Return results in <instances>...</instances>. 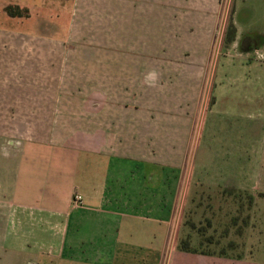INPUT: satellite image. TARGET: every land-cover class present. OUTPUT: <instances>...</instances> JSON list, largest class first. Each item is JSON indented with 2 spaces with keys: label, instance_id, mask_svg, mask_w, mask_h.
<instances>
[{
  "label": "crops",
  "instance_id": "crops-1",
  "mask_svg": "<svg viewBox=\"0 0 264 264\" xmlns=\"http://www.w3.org/2000/svg\"><path fill=\"white\" fill-rule=\"evenodd\" d=\"M64 1L72 8L69 12H107L110 28L120 20L128 27L138 25L141 33L133 38L138 46L185 40L197 46L201 56H212V47L226 38L232 4L237 16L248 15L246 26L264 27V0ZM12 5L35 10L23 3ZM135 69L134 79L141 80L143 71ZM195 82L171 93L175 112L184 108L201 116L207 99L202 97L205 89ZM95 89L93 96L107 98L100 105L96 102L80 124L68 120L64 105L71 93L60 90L64 96L53 120L44 102L42 108L21 106L40 111L34 119L36 131L0 136V259L8 256L5 261L11 264H260L245 257L185 252L178 244L188 221L182 223L180 212L184 182L185 206L190 208H198L199 190L204 187L219 194L222 190L246 191L254 197L264 193L255 195L240 169L231 164L220 171L216 163L211 172L213 158L207 148L199 152L200 164L195 167V124L183 117L167 122L154 119L151 111L158 110L159 93L146 98L127 87ZM255 172L250 184L264 191ZM196 176L200 179L194 182ZM210 176L215 182L204 185ZM75 195L81 197L80 204L73 202ZM186 236L193 247L192 234Z\"/></svg>",
  "mask_w": 264,
  "mask_h": 264
},
{
  "label": "rangeland",
  "instance_id": "rangeland-1",
  "mask_svg": "<svg viewBox=\"0 0 264 264\" xmlns=\"http://www.w3.org/2000/svg\"><path fill=\"white\" fill-rule=\"evenodd\" d=\"M47 1L0 2L1 137L31 135L36 131L34 119L40 111L23 110L27 105L42 108V103H46L51 108L47 114L53 120L58 113L53 111L62 104L64 96L60 90L71 93L66 96L64 110L68 109V120L79 124L91 114L90 109L96 102L100 105L107 98L104 94L93 96L91 92L96 91V87L100 90L113 86L124 90L127 87L131 92H142L146 98L157 92L160 94L156 98L158 110L151 111L154 119L167 122L183 117L195 124L198 132L193 147L195 167L197 162L200 164L199 152L207 148L214 161L210 162L211 172L216 169V163L220 164V171L223 165L231 164L240 169L255 195L264 193L257 190L254 182L250 184L254 170L259 188L264 187V27L246 26L248 15L237 16L232 4L228 24L234 29L233 40L228 39L226 30V38L212 47V56H201L197 46L187 44L185 40L177 41L175 45L165 44L162 40L165 45L147 43L138 46L133 39L136 32L141 33L138 25L128 27L120 20L110 28L107 12H69L72 8L64 0ZM13 2L35 10L29 12L18 6L27 10V16L9 17L4 8L16 6ZM177 50L179 56H171ZM136 67L143 71L141 80L146 86L140 83L139 76L138 81L134 79ZM194 79L196 87L205 89L202 97L207 99L200 117L197 112L184 108L175 112L169 100L171 93L186 90ZM135 81L137 83L131 85ZM155 84H158L157 91ZM222 86L224 88L218 90ZM54 128L51 127L52 134ZM201 158L207 159L206 156ZM198 176L194 177V182L200 179ZM209 182H215L213 176L203 180L204 185H211ZM184 187L180 212L182 223L188 221L180 233L183 236L192 234L193 246L198 242V234L188 224L193 223L196 230L203 229L204 219H211L206 235L219 238L226 227V237H220L223 243L234 240L239 246L236 253L242 249L243 257L264 264V196L257 195L255 207L250 212V226L239 236L240 219L237 226L230 223L234 214L231 212L232 197L220 196L215 188L204 187L199 190L202 200H199L198 208H190L185 206L186 182ZM244 215L243 209L242 218ZM7 258H1L0 264H11L5 261Z\"/></svg>",
  "mask_w": 264,
  "mask_h": 264
},
{
  "label": "trees",
  "instance_id": "trees-1",
  "mask_svg": "<svg viewBox=\"0 0 264 264\" xmlns=\"http://www.w3.org/2000/svg\"><path fill=\"white\" fill-rule=\"evenodd\" d=\"M4 10L9 17L27 16V10H22L18 6H6ZM227 35L229 37L228 39L232 41L234 37L233 27L229 26L227 28ZM220 195L223 197H232L231 199L233 200L231 202V205L233 207L231 212L233 213L234 211V214L230 217V223L233 227L237 226V220L240 219L241 227L237 229V234H239V236H242L244 229L250 226V212L253 207H255L256 197L246 191L236 192L233 190H222ZM259 196H262V194H259ZM239 206L240 209H238ZM243 209L245 210L244 218H242ZM239 215L241 217H238ZM204 223L205 224L203 226V229L200 227L197 230L193 223L188 224L190 228L194 229L197 232L198 242L196 246L192 247V240L189 236H184L183 238H180L178 248L181 251L199 253L201 255L216 256L228 259H241L244 256L242 249L240 252L236 253L239 246L234 240H229L225 243L221 241V238L226 237L225 234L228 228L225 227V231L220 236L221 238H216L214 237V235L211 234L206 235V231L210 228L211 225V219H204Z\"/></svg>",
  "mask_w": 264,
  "mask_h": 264
},
{
  "label": "built area",
  "instance_id": "built-area-1",
  "mask_svg": "<svg viewBox=\"0 0 264 264\" xmlns=\"http://www.w3.org/2000/svg\"><path fill=\"white\" fill-rule=\"evenodd\" d=\"M73 202H74L75 204H80V202H81V197L78 196V195H75V196L73 197Z\"/></svg>",
  "mask_w": 264,
  "mask_h": 264
}]
</instances>
